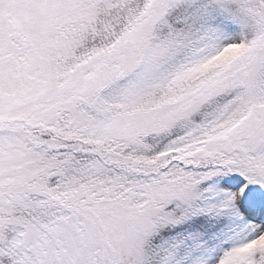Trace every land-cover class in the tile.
Masks as SVG:
<instances>
[{"label": "snow or ice", "instance_id": "1", "mask_svg": "<svg viewBox=\"0 0 264 264\" xmlns=\"http://www.w3.org/2000/svg\"><path fill=\"white\" fill-rule=\"evenodd\" d=\"M0 264H264V0H0Z\"/></svg>", "mask_w": 264, "mask_h": 264}]
</instances>
